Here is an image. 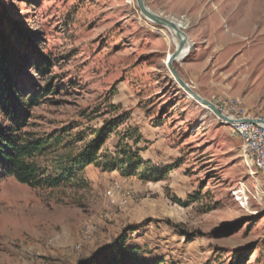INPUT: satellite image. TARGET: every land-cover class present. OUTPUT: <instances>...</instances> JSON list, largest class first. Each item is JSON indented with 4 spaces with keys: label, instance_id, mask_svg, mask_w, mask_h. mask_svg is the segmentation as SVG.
Returning a JSON list of instances; mask_svg holds the SVG:
<instances>
[{
    "label": "rangeland",
    "instance_id": "374dc122",
    "mask_svg": "<svg viewBox=\"0 0 264 264\" xmlns=\"http://www.w3.org/2000/svg\"><path fill=\"white\" fill-rule=\"evenodd\" d=\"M145 1L187 25L194 45L175 66L197 93L264 119V0ZM174 36L137 0H0V67L21 114L0 102V127L59 137L43 171L110 124L102 153L168 170L91 164L80 183L34 188L0 158V264H82L120 239L160 264H264V166L173 75Z\"/></svg>",
    "mask_w": 264,
    "mask_h": 264
},
{
    "label": "trees",
    "instance_id": "16d2710c",
    "mask_svg": "<svg viewBox=\"0 0 264 264\" xmlns=\"http://www.w3.org/2000/svg\"><path fill=\"white\" fill-rule=\"evenodd\" d=\"M0 78L5 79L3 83H0V92H4L0 97L3 108L8 114L11 112V115H9L11 120L13 118L12 112L15 116L21 117L20 113L9 109L12 106V101L15 100H12V96L7 94H10L9 92L12 91L13 87L9 88L6 71L2 67H0ZM117 127V124H110L103 130L95 132L94 137L86 141L76 155L72 153L58 155L55 169L51 173H49V169H47L48 173L43 171L38 162V156L43 154L47 146L51 147L58 142L59 137L34 138L31 133L9 132L8 126L0 127V158L3 160L9 174L16 177L21 183L34 188L59 187L71 183L77 178L80 183V180H84L82 172L91 164L111 171L119 170L126 176L139 175L147 180L151 178L155 180L163 179L164 173L168 170L161 171L152 167H143L146 161L131 149L119 147L120 149L114 156L102 153L101 149L106 140ZM103 157L105 159H102ZM150 174L155 177H151ZM139 256L138 248H130L127 246L126 241L120 239L89 257L82 264H160L158 261L143 260Z\"/></svg>",
    "mask_w": 264,
    "mask_h": 264
},
{
    "label": "water",
    "instance_id": "95a60500",
    "mask_svg": "<svg viewBox=\"0 0 264 264\" xmlns=\"http://www.w3.org/2000/svg\"><path fill=\"white\" fill-rule=\"evenodd\" d=\"M138 7L140 8L142 14L149 20L162 25L166 28H168L173 34H176L178 37L181 38V41L177 43L176 50L171 53V55L168 58V65L171 69L173 75L176 77L178 82L189 92L191 93L197 101L207 105L209 108L213 110V112L223 121L231 122V119H229L227 116H225L216 106V104L201 96L197 91H195L190 84H188L179 74L177 67L175 66V61L180 60L185 55L186 47H191L192 41L187 32L181 27V24L178 23L176 20L170 19L166 16H163L160 13H157L153 10H151L145 0H137ZM259 121L264 123L263 118H259Z\"/></svg>",
    "mask_w": 264,
    "mask_h": 264
},
{
    "label": "built area",
    "instance_id": "2783aa9c",
    "mask_svg": "<svg viewBox=\"0 0 264 264\" xmlns=\"http://www.w3.org/2000/svg\"><path fill=\"white\" fill-rule=\"evenodd\" d=\"M215 104L225 116L231 119V122H236L239 128L249 130L247 144L252 146L255 156L264 160V123L259 121L257 116L250 115L246 109L233 107L226 100Z\"/></svg>",
    "mask_w": 264,
    "mask_h": 264
},
{
    "label": "bare ground",
    "instance_id": "6f19581e",
    "mask_svg": "<svg viewBox=\"0 0 264 264\" xmlns=\"http://www.w3.org/2000/svg\"><path fill=\"white\" fill-rule=\"evenodd\" d=\"M177 21V20H176ZM178 23H180L181 24V27L185 30L186 28H187V25L185 24V23H183V22H181V21H177ZM175 36V41H176V44L177 43H179L180 41H181V38L180 37H178L176 34H174ZM192 41V40H191ZM192 45H194L193 44V42H192ZM192 48H193V46H191V47H186V50H185V55H184V57H186L189 53H190V51L192 50ZM184 57H182V58H184ZM169 58V57H168ZM181 58V59H182ZM190 95H192L191 93H189ZM193 96V95H192ZM194 97V96H193ZM195 98V97H194ZM196 99V98H195ZM197 100V99H196ZM227 102H230L231 103V105L233 106V107H240L241 109H244L241 105H240V103H239V101L238 100H236V99H227L226 100ZM224 122H226V123H228V124H230V125H232V127H233V129H234V132L237 134V135H239L244 141H245V145H246V149H247V151H249L250 153H251V155L252 156H255V152L253 151V148H252V146L251 145H249V144H247L248 142H249V130H246V129H243V128H239L238 126H237V123L236 122H227V121H224ZM255 157H257L261 162H262V164H263V166H264V160H262V159H260L259 158V156H255Z\"/></svg>",
    "mask_w": 264,
    "mask_h": 264
},
{
    "label": "crops",
    "instance_id": "0c3cea01",
    "mask_svg": "<svg viewBox=\"0 0 264 264\" xmlns=\"http://www.w3.org/2000/svg\"><path fill=\"white\" fill-rule=\"evenodd\" d=\"M232 126V125H231Z\"/></svg>",
    "mask_w": 264,
    "mask_h": 264
}]
</instances>
